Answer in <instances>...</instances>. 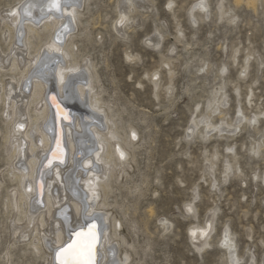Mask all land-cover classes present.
<instances>
[{
	"label": "rangeland",
	"instance_id": "1",
	"mask_svg": "<svg viewBox=\"0 0 264 264\" xmlns=\"http://www.w3.org/2000/svg\"><path fill=\"white\" fill-rule=\"evenodd\" d=\"M202 1L208 12L195 8ZM250 1L82 0L72 30L75 58L95 74L98 115L113 127L104 135L131 154L128 167L113 174L103 211L125 239L117 237V260L130 254V264H232L221 244L229 230L241 264H264V148L260 157L253 151L264 142V0ZM22 3L0 0V23ZM123 12L131 21L118 33ZM12 78L0 77V85L9 90ZM224 98L222 120L210 103L221 99L222 106ZM2 110L0 99V264H48L44 252L14 234L16 217H25L9 208L19 183L9 175ZM240 110L251 124L227 130L238 127ZM194 120L201 131L208 122L218 129L191 134ZM202 227L211 237L197 246L191 233Z\"/></svg>",
	"mask_w": 264,
	"mask_h": 264
},
{
	"label": "bare ground",
	"instance_id": "2",
	"mask_svg": "<svg viewBox=\"0 0 264 264\" xmlns=\"http://www.w3.org/2000/svg\"><path fill=\"white\" fill-rule=\"evenodd\" d=\"M81 4L82 0H70V4L57 13L47 10V0H24L0 23L1 36L8 48L7 53L0 52V77H13L9 90L5 82L0 85L3 122L10 127L6 138L12 162L9 175L19 183L18 189L13 190L9 208L25 217V220L16 217L19 226L15 227L14 234L21 235V243L44 252L48 264H57L56 252L76 239L75 233L86 229L93 220L98 225L94 264H130V254L119 261L117 256H112L120 246L117 237H122L117 235L118 224L112 226L109 213L103 211L110 207L106 193L111 190L113 174L119 167H128L131 154L122 144L118 147L110 144L108 135H104L110 131L112 136L113 127L108 126V115L105 120L98 115L102 107L93 94L95 74L87 63L82 66L75 58L72 30L74 22L82 15ZM195 8L208 12L206 1ZM130 21L129 13H121L120 28L116 25L118 33H122ZM192 21L198 22L196 18ZM159 38L163 39L161 35ZM148 42L154 47L161 44L160 40ZM247 71L245 67L242 74ZM154 85L159 87L158 82ZM53 96L60 105L59 115L52 103ZM220 101L214 103L216 107L210 103V107L224 120L227 113L223 109L228 101L224 98L222 106ZM239 114L238 127L226 124L227 130L241 131L251 124L242 110ZM259 118L255 115V127L261 123ZM105 121L107 128H104ZM193 125L191 134L197 131L202 136L204 130L210 133L218 129L208 122L201 131L198 120H194ZM225 131L224 128L219 133ZM263 148L264 142L263 146L258 143L253 151L260 157ZM230 152L235 150L231 148ZM48 161L52 163L49 165ZM211 232L207 227L197 228L191 238L201 246L211 237ZM221 244L230 259L234 258L232 264L242 263L229 230L224 233ZM208 245L207 241L203 246ZM47 252L51 253V260Z\"/></svg>",
	"mask_w": 264,
	"mask_h": 264
},
{
	"label": "snow or ice",
	"instance_id": "3",
	"mask_svg": "<svg viewBox=\"0 0 264 264\" xmlns=\"http://www.w3.org/2000/svg\"><path fill=\"white\" fill-rule=\"evenodd\" d=\"M69 4L70 0H47V10L59 13L62 7ZM51 99L58 109L57 114L59 115L61 112L60 105L55 96ZM65 118L67 119V116ZM57 148L59 149V141H57ZM48 163L50 165L52 162L48 161ZM40 187L42 190V184ZM75 237L76 239L71 243H68L56 252L57 264H94V248L98 240V225L95 220L86 229L76 232Z\"/></svg>",
	"mask_w": 264,
	"mask_h": 264
}]
</instances>
